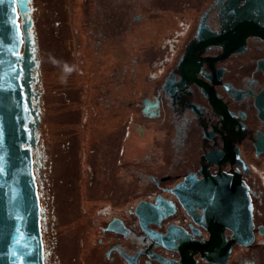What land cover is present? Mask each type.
<instances>
[{
  "label": "flooded vegetation",
  "instance_id": "obj_1",
  "mask_svg": "<svg viewBox=\"0 0 264 264\" xmlns=\"http://www.w3.org/2000/svg\"><path fill=\"white\" fill-rule=\"evenodd\" d=\"M24 1L18 23L22 31L27 20L35 47L40 116L54 120L60 110L65 126L54 158L49 137L32 149L45 264H166L155 253L179 261L180 251L142 231L136 206L172 201L175 212L148 228L166 234L174 225L204 242L211 231L171 190L188 176L196 187L223 175L248 188L252 214L250 233L240 231L251 244H232L226 264H264V38L245 35L244 17L248 4L264 13V0ZM140 63L147 71L127 67ZM86 74L93 95L80 83ZM132 129L148 141L140 158L130 154ZM188 253L214 264L200 250Z\"/></svg>",
  "mask_w": 264,
  "mask_h": 264
},
{
  "label": "water",
  "instance_id": "obj_2",
  "mask_svg": "<svg viewBox=\"0 0 264 264\" xmlns=\"http://www.w3.org/2000/svg\"><path fill=\"white\" fill-rule=\"evenodd\" d=\"M24 0H0V264H45L41 231V207L34 174L32 149L38 142L40 112L36 81V52L28 22L19 28L18 12L26 11ZM245 7V35L264 38V13ZM23 35V39L21 38ZM233 48L225 47L231 51ZM186 180L171 191L179 197L180 207L199 224L211 231L204 242L192 241L186 232L171 225L166 234L148 228L175 212L172 201L158 197L154 203L141 200L135 208L140 228L146 236L170 249L181 252L179 261L153 254L166 264H197L189 249L200 250L202 258L214 264H226L232 244L249 245L252 225L248 188L234 176H218L193 187ZM202 213L197 214L196 209ZM115 219L109 229L114 230ZM224 228L232 231L229 239ZM135 264V263H132Z\"/></svg>",
  "mask_w": 264,
  "mask_h": 264
},
{
  "label": "rangeland",
  "instance_id": "obj_3",
  "mask_svg": "<svg viewBox=\"0 0 264 264\" xmlns=\"http://www.w3.org/2000/svg\"><path fill=\"white\" fill-rule=\"evenodd\" d=\"M42 59H43V63H44V65H43V69H44V74H45V72L47 71V66H48V56H47V52H48V47H42ZM51 50H52V48H51ZM158 51H159V49H157ZM53 52L52 53H55L56 52V54H54L52 57H51V59L52 60H57V53H58V49H56V48H54L53 50H52ZM71 51V50H70ZM74 58H76V57H74ZM58 61V60H57ZM56 61V62H57ZM78 62L79 61H77V60H74V66H72V67H74V69L76 68L77 70L79 69H81V67H80V65L78 64ZM123 66V65H122ZM127 67H128V69L130 70V68L132 67V68H134V70H135V72H145V71H147V64H144V63H140V64H128L127 65ZM73 69V68H72ZM75 69V70H76ZM91 71H94V69H92ZM90 71V72H91ZM45 76V75H44ZM91 78H93V76L91 77V75H89V74H86L85 75V77L80 81V83L82 84V83H84V84H86V83H88V84H90V91H89V94H91V95H93V93H94V90H92L93 88H94V86H93V84L91 83V81H90V79ZM45 81H47V78H46V76H45ZM45 97L46 96H44V99H45ZM46 100V99H45ZM46 103H47V101H45ZM45 102L43 103V101H42V110H43V108H45ZM87 102H89L88 103V105H87V109L89 110V111H91L90 112V115H91V113H92V111L93 110H91V105H92V103H93V100H89V101H87ZM119 104V103H118ZM44 111V110H43ZM60 110H57V112H56V116H54V120H52L51 118V116L49 115V113L48 112H45V114H43V112H42V116H40V120H41V124H40V128H39V130H38V139L40 140V144H43V143H45V138H47V137H49V139H48V143L50 142V140H52L53 142H52V144H51V142H50V145H49V147H50V152L52 153V158H54V152H55V150L57 149L58 150V152H61V151H63V147H62V143H63V140L61 139V135H60V132H62L63 130V127H65V126H63V119H62V117L60 116L61 115V111L59 112ZM53 122V123H52ZM93 121L92 120H90L89 121V123H92ZM50 123H52L53 124V126H50ZM88 123V124H89ZM51 129H54V131H52V132H50V130ZM118 129V128H117ZM53 132H55V138H53V139H50V137L52 136L53 137V135H54V133ZM120 133V131H119V129H118V132H117V136H118V134ZM49 134V135H48ZM87 134V133H86ZM85 134V132H84V136H87ZM48 135V136H47ZM57 135V136H56ZM59 137H60V139H59ZM132 137H133V140L134 139H139V138H141L140 137V135L137 133V131H135L134 129H132ZM141 140H142V142L144 143V146H143V152H145V153H147V152H149V150L147 149V145H148V141L145 139V138H141ZM54 143V144H53ZM144 153V154H145ZM87 180V178L85 179V181ZM81 182V181H80ZM80 182H79V185H80ZM87 182H89V180L87 181ZM87 182H85L84 183V181H83V183L81 182V185L79 186L78 185V187L76 188V189H78L77 190V193H76V196H77V199H82V196H83V185H85V184H87ZM99 200H102V197L99 199ZM81 209H82V211L83 210H85V207L82 205L81 206ZM74 210H76L77 211V205H76V207H72V211L75 213V211ZM79 211V210H78ZM91 212H93V207H91Z\"/></svg>",
  "mask_w": 264,
  "mask_h": 264
},
{
  "label": "crops",
  "instance_id": "obj_4",
  "mask_svg": "<svg viewBox=\"0 0 264 264\" xmlns=\"http://www.w3.org/2000/svg\"><path fill=\"white\" fill-rule=\"evenodd\" d=\"M143 146H144V143L142 142L141 138L134 139L133 148H132V151L130 153L131 157L132 158H140L143 155H145L146 153L143 152Z\"/></svg>",
  "mask_w": 264,
  "mask_h": 264
}]
</instances>
